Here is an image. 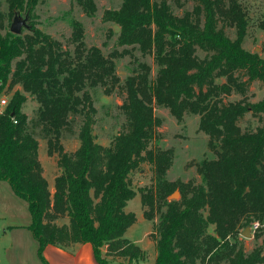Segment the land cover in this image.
I'll list each match as a JSON object with an SVG mask.
<instances>
[{"label":"trees","instance_id":"16d2710c","mask_svg":"<svg viewBox=\"0 0 264 264\" xmlns=\"http://www.w3.org/2000/svg\"><path fill=\"white\" fill-rule=\"evenodd\" d=\"M41 1L5 0L10 15L29 16L21 34L7 28L0 11V96L21 86L0 114V180L27 202L28 228L44 264H49L44 257L49 244L91 243L99 264L144 256L126 237L137 222L126 208L137 195L131 173L145 162L152 165L156 184L140 190L148 207L144 214L153 218L156 205L160 210L155 264H264L261 251L248 253L241 237L253 220L264 221V97L255 102L247 97L252 82L264 81V57L243 45L249 20L241 2L194 0L193 9L181 15L169 0H123L106 9L104 21L120 27L117 43L125 48L119 55L132 54L136 63L122 81L113 55L86 44L81 21L72 22L73 51L39 28L35 9ZM77 2L86 15L96 14L95 0ZM228 27L236 29L235 38ZM134 50L153 56L155 77ZM222 77L225 81L218 82ZM98 86L124 95L125 122L109 145L93 132L97 108L89 87ZM234 92L243 98L226 101ZM28 94L39 104L33 118L23 111ZM155 104L168 108L178 122L188 113L200 116L199 128L217 154L198 166L203 182L166 179L173 153L151 147L162 124ZM248 113L258 124L243 128L240 121ZM76 115L82 116L80 145L69 152L61 139ZM38 127L49 154L58 153L53 191L39 156ZM178 187L182 198L169 200Z\"/></svg>","mask_w":264,"mask_h":264},{"label":"rangeland","instance_id":"374dc122","mask_svg":"<svg viewBox=\"0 0 264 264\" xmlns=\"http://www.w3.org/2000/svg\"><path fill=\"white\" fill-rule=\"evenodd\" d=\"M97 4L96 14L86 15L77 0H42L35 9V21L39 28L51 34L53 37L63 42L66 48L74 50L75 43L72 41L73 20H79L84 25L85 42L88 46H98L106 56L113 55L116 62L117 73L122 79L133 74L136 63L132 54L124 53L119 55L125 46L117 43L120 27L114 22L104 21L103 14L108 8H118L123 0H95ZM247 11L249 26L247 36L244 41V47L252 52H258L264 57V0H239ZM174 12L178 15L185 10H192L194 0H169ZM0 11L5 15V25L10 29L15 14L10 15L8 5L5 0L0 2ZM23 17L26 12L21 13ZM227 33L231 38L236 37V29L228 27ZM23 31H27L26 28ZM5 32V30H3ZM133 54L141 61L148 63L152 68V77H155L158 66L152 55L142 56L139 50H134ZM200 57H205L206 53L198 50ZM225 81V78H219L218 82ZM21 88L16 85L12 91L1 98L8 100L13 91ZM93 96L94 105L97 108L95 115L94 134L98 142L109 145L113 137L122 129L125 122L124 115L120 105L123 102L124 95L120 89H115L111 94L105 93L104 87L98 86L90 88ZM247 97L250 101H259L264 97V81H254L250 84L247 91ZM226 101H237L243 98L240 93H232L224 97ZM38 102L28 94V100L23 107L30 118L36 116ZM0 106V109H4ZM155 114L162 119V124L157 127L156 137L151 143L154 150L168 149L173 153V164L166 173V179L169 182L187 183L194 182L199 184L203 182L201 174L198 172V166L205 159L216 158V151L210 147L209 136L200 130V116L188 113L183 122H178L176 117L166 107L154 105ZM82 123V116L76 115L72 119L71 127L64 130L61 143L66 151H74L79 145V129ZM243 128L254 127L258 124V119L251 113H248L241 121ZM36 135L39 137L40 150L39 156L44 166V174L47 177L51 190L54 188V177L59 172L58 153L52 155L48 151V142L43 137V133L38 127ZM131 180L137 195L128 203V211L135 212L137 222L129 229L126 237L136 242L141 248H144V256L141 259L130 261L128 259H119L116 264H123L130 261L131 264H155L157 257V224L160 217V210L156 209L153 218H147L144 214L148 207L143 206L141 200V189L155 186L156 178L152 165L149 162L142 163L141 167L131 173ZM174 192H178L174 194ZM168 196L169 200L181 199L182 191L180 188ZM0 264H39L42 259L38 255L35 247V238L26 223L30 221V212L27 202L18 196L10 184L5 181L0 185ZM157 204V203H156ZM165 210V207L162 208ZM207 213V212H205ZM65 219H60L64 222ZM256 221L253 220L252 223ZM261 226L259 230L252 231V237H244V244L248 253L260 250L264 258V221H259ZM251 223V224H252ZM250 224V225H251ZM13 226V228H11ZM4 229L6 233H4ZM209 232L215 233V225L209 226ZM32 236V237H31ZM44 263V262H43Z\"/></svg>","mask_w":264,"mask_h":264},{"label":"crops","instance_id":"0c3cea01","mask_svg":"<svg viewBox=\"0 0 264 264\" xmlns=\"http://www.w3.org/2000/svg\"><path fill=\"white\" fill-rule=\"evenodd\" d=\"M3 182H5V181L0 180V185ZM53 187H54V184H53ZM53 190H54V188L52 189V191ZM127 207H128V205H127ZM30 222H31V216H30V221L28 223H26L25 226L28 227ZM11 228H13V226H11ZM129 229H128V231H129ZM3 232L6 233V230L4 229ZM127 232H126V235H127ZM32 238L34 239V237H32ZM34 243H35L36 249L38 250V242L36 241V239H35ZM142 249H144V248H142ZM44 257L48 261L49 264H99L98 261L96 260L95 256H94V251H93V247H92L91 243H76L69 248H62V247H58V246L49 244L44 249ZM1 262L2 261H0V263ZM39 264H44V263L42 261ZM123 264H127V263H123ZM129 264H131V263H129Z\"/></svg>","mask_w":264,"mask_h":264},{"label":"water","instance_id":"95a60500","mask_svg":"<svg viewBox=\"0 0 264 264\" xmlns=\"http://www.w3.org/2000/svg\"><path fill=\"white\" fill-rule=\"evenodd\" d=\"M28 20H29L28 15L23 17L21 14L17 13L14 17V21L10 27V30L15 34H21L23 32V29L28 27ZM177 193L178 192H174L173 196ZM241 234L244 237H248V238L252 237L251 226L250 225L246 226L245 229L241 232Z\"/></svg>","mask_w":264,"mask_h":264},{"label":"built area","instance_id":"2783aa9c","mask_svg":"<svg viewBox=\"0 0 264 264\" xmlns=\"http://www.w3.org/2000/svg\"><path fill=\"white\" fill-rule=\"evenodd\" d=\"M8 103H9V100L6 97L0 99V106L6 107ZM3 110L4 109L2 110L0 109V114L3 112ZM250 226H251V230L255 232L259 230L261 223L259 221H254Z\"/></svg>","mask_w":264,"mask_h":264}]
</instances>
